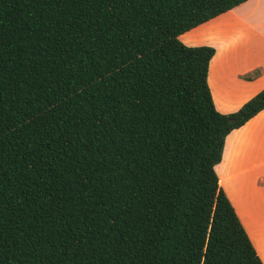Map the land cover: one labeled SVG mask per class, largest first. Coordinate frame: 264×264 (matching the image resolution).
<instances>
[{"label": "trees", "instance_id": "16d2710c", "mask_svg": "<svg viewBox=\"0 0 264 264\" xmlns=\"http://www.w3.org/2000/svg\"><path fill=\"white\" fill-rule=\"evenodd\" d=\"M247 0H0V264H263L215 166L212 46Z\"/></svg>", "mask_w": 264, "mask_h": 264}, {"label": "crops", "instance_id": "0c3cea01", "mask_svg": "<svg viewBox=\"0 0 264 264\" xmlns=\"http://www.w3.org/2000/svg\"><path fill=\"white\" fill-rule=\"evenodd\" d=\"M242 7L245 9L231 19L233 26L247 25L255 31L254 21L264 19V0H247L178 36L187 46L214 47L207 81L214 105L223 114L235 112L264 88V33L257 30L255 40L204 39L206 25ZM215 170L220 187L264 264V110L226 136Z\"/></svg>", "mask_w": 264, "mask_h": 264}, {"label": "rangeland", "instance_id": "374dc122", "mask_svg": "<svg viewBox=\"0 0 264 264\" xmlns=\"http://www.w3.org/2000/svg\"><path fill=\"white\" fill-rule=\"evenodd\" d=\"M251 5H247L246 8H249V6ZM244 9L245 7L239 8L235 10L233 13L226 14L221 18H219L218 20H216L215 22H211L209 25H206L202 29V30H206V36L204 34V39H206L207 37L208 40H252V37L254 39V37H256V34H258L257 30H259L261 33H264V19L262 18L260 19V21L259 20L254 21L255 25L258 27V29H256L255 31L250 27H248L247 25L244 26L242 25V27H238V28L233 26L234 22L231 19L234 18V16H237L236 14H240ZM246 16H247V12H246ZM187 36H190V34L189 35L187 34L186 37ZM262 37L263 36H261L260 38L262 39Z\"/></svg>", "mask_w": 264, "mask_h": 264}]
</instances>
